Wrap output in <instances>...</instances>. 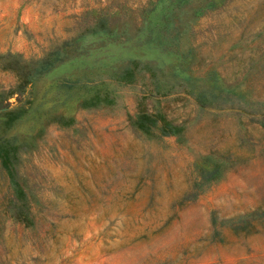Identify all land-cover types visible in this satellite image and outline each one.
Returning <instances> with one entry per match:
<instances>
[{"label":"rangeland","instance_id":"374dc122","mask_svg":"<svg viewBox=\"0 0 264 264\" xmlns=\"http://www.w3.org/2000/svg\"><path fill=\"white\" fill-rule=\"evenodd\" d=\"M4 140L0 264H264V0H0Z\"/></svg>","mask_w":264,"mask_h":264},{"label":"trees","instance_id":"16d2710c","mask_svg":"<svg viewBox=\"0 0 264 264\" xmlns=\"http://www.w3.org/2000/svg\"><path fill=\"white\" fill-rule=\"evenodd\" d=\"M4 115H12V112L7 111L4 112ZM12 117H8L7 121H4L5 124L12 120ZM161 123L158 124L157 118L149 116L145 113H139L136 118V124L137 126L142 130H150L151 128H157L161 133L163 134H169L173 133L177 128L176 126H173L169 121L165 120L164 118H161L159 120ZM4 141H0V154L4 153V157H7V152L9 151L6 145L4 144ZM4 159V158H3Z\"/></svg>","mask_w":264,"mask_h":264}]
</instances>
